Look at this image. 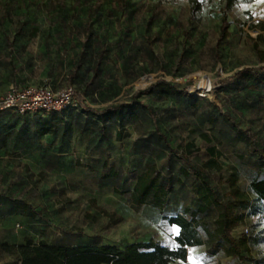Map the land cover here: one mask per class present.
<instances>
[{"label":"rangeland","instance_id":"rangeland-1","mask_svg":"<svg viewBox=\"0 0 264 264\" xmlns=\"http://www.w3.org/2000/svg\"><path fill=\"white\" fill-rule=\"evenodd\" d=\"M224 7L223 0H204L203 9L193 17L189 0H0V97L17 87L76 89L77 81L71 84L68 76L77 69L89 13L95 18L92 48L106 46L108 57L96 77L91 66L84 64L78 81L84 84L83 77L93 78L89 91L99 105H106L107 98H125L159 79L176 82L200 97L197 108L188 98L147 97L152 112H141L140 120L125 129L112 128L109 140L101 141L94 130H76L71 144L64 138L59 150L27 155L0 149V195L4 191L26 199L33 195L28 200L47 219L9 212L8 200L0 197V241L22 243L31 237L35 242L46 239L57 244L125 245L157 238L166 253L152 264H237L223 254L207 255L205 246L189 247L184 258L174 237L178 228L164 220L165 211L150 206L135 210L130 203V192L149 159L158 161L165 176L180 175L182 162L165 150L158 129L174 147L186 149L193 142V164L209 156L202 133L210 135L223 152L222 172L212 173L222 193L229 184L220 176H228L233 165L239 168L245 189L256 176L247 144L235 140L232 124L223 113L215 123L209 121L218 109L199 88L206 74H229L260 64L256 45L264 50V0L235 6L228 13L231 35L217 47ZM147 37L154 39L153 45ZM246 95L252 96L256 106L239 99ZM92 97L86 98L90 105H94ZM219 98L232 119L264 130V85L224 90ZM111 165L116 174L107 176ZM182 179L184 184L177 191L186 198L184 207L194 204L195 198L192 177ZM217 214L213 208L207 217L213 221ZM247 227L249 234L254 233ZM252 254L263 256L264 243L252 247ZM0 264L20 263L0 248Z\"/></svg>","mask_w":264,"mask_h":264},{"label":"trees","instance_id":"trees-1","mask_svg":"<svg viewBox=\"0 0 264 264\" xmlns=\"http://www.w3.org/2000/svg\"><path fill=\"white\" fill-rule=\"evenodd\" d=\"M191 16H195L203 9L204 0H189ZM250 0H223L224 17L217 47L226 42L230 35L231 22L228 13L241 2ZM95 18L93 13L88 14L85 24V40L82 42L77 57L76 70L69 76L71 84H78L74 89L79 103V110L72 107L61 112L50 113V118L39 119L36 131L45 134L57 131L59 123L65 121L64 114L76 118V124L83 131L94 130L96 137L101 141L109 140L111 129L128 125L140 120V113L150 114L152 106L145 101L147 97L157 99H183L188 98L191 106H199L200 97L183 88L180 84L167 79H159L148 88L128 93L125 98H118L106 105L92 97L89 87L93 84V78L83 77L84 84L79 83V69L84 64L91 66L94 77L99 75L102 63L108 57L106 46L98 49L92 48L94 38ZM149 44L153 45L154 39L147 37ZM260 57V64L248 67L240 82L232 87V90L241 91L246 88L258 89L264 85V50L256 45ZM82 80V81H83ZM74 88V87H73ZM87 96L92 97L94 105L87 102ZM115 97L107 98V102ZM246 105L256 106L251 95L241 96ZM224 106V105H223ZM8 112L20 115L11 110H0V148L7 145L13 133L7 132L12 125L11 119H6ZM59 113H64L62 116ZM220 113H223L235 131V140L247 144V151L255 160V168L258 176L251 181L249 189L243 188L240 183L241 173L237 166L233 165L228 176L222 174L221 180L229 184V190L222 193L213 180V172H222L223 163L220 157L223 152L213 143V138L207 133L202 137L207 141L209 156L202 162L193 164L191 161L190 142L186 149L174 147L170 138L160 129L156 134L165 150L177 156L181 162L180 175L170 174L165 176L158 161L149 159L145 169L138 174L136 184L130 192V203L135 210H140L144 205L164 209L168 206L171 195L177 186L184 184V179L192 177V190L196 195L197 209L186 207L181 213L171 216H163L170 225L180 227L176 237L177 243L182 248L184 258L188 255L189 247L205 246L207 255L233 258L237 264H264V255L255 257L252 247H258L264 243V136L261 128L252 125L245 127L240 120H234L227 111L216 110L209 116V121L215 123ZM22 116V115H21ZM61 116V118H60ZM40 123V124H39ZM72 128V126H70ZM68 128L66 132L71 129ZM118 137H121L119 133ZM80 164V163H79ZM105 166L109 161L105 160ZM111 171L107 176L116 174L115 166H110ZM0 197L8 200L9 212L24 213L32 219L47 220L45 213L36 205L26 199L15 196L14 193L4 191ZM213 208L218 209L216 218L211 221L207 215ZM252 221L250 222V220ZM251 226L254 233L249 234L246 229ZM245 228V230H242ZM0 248L10 252L20 264H152L161 258L166 252V246L157 238L144 241L127 242L125 245L118 244H57L42 239L35 242L31 237H26L22 243H8L0 241Z\"/></svg>","mask_w":264,"mask_h":264},{"label":"crops","instance_id":"crops-1","mask_svg":"<svg viewBox=\"0 0 264 264\" xmlns=\"http://www.w3.org/2000/svg\"><path fill=\"white\" fill-rule=\"evenodd\" d=\"M110 102H112V100H109L105 103H110ZM75 109L79 110L78 101L76 102ZM63 114L64 113H59V115L61 116ZM64 115H65L64 117L65 121L58 124V126L56 127L57 131L41 134L36 131L38 121L39 119H41L40 123H43V120L50 118L49 117L50 113L45 112V111H37V112L29 113V114L15 115L13 113L8 112L5 118L11 119L10 123L8 121V124L12 125L13 127L9 128L7 132L13 133V136L9 140L7 145L2 146L0 149H4L7 152L15 151V152L25 153L29 155L30 153H36V152L43 153L47 150L49 151L51 148H53V150L55 148L59 150L62 146L60 144V141L61 140L64 141V138L67 139L66 143L71 144L70 141L72 139L71 135L73 134V132H75L76 130H79V132H83V130H81L79 126L76 124V118L70 117V114H64ZM70 126H72V128H70ZM68 128H70L71 130L66 132ZM257 128H260V126H258ZM262 132L264 136L263 129H262ZM254 171L256 172V176H255L256 178L258 176L257 168H254ZM192 195L195 198L194 204L191 205L190 203H187V205H185L184 207H181L182 204L186 203V198L184 195H178V191L176 189V191L170 197L168 206L165 207L164 209H159V210L165 211V214H163V216H171V215H176L178 213H181L188 206H191L193 209H197L196 195L194 193ZM27 196H28L27 199L20 197V196L19 197L26 199L27 201H29L28 200L29 198L33 197V195H27ZM144 206H149V205H144ZM155 209H158V208H155ZM166 210H167V213H166ZM170 211L173 213H171ZM173 227L178 228V232L174 235V237H175L176 244L179 245L177 243L176 237L180 232V227L177 225H173ZM70 244H76V243H70Z\"/></svg>","mask_w":264,"mask_h":264},{"label":"built area","instance_id":"built-area-1","mask_svg":"<svg viewBox=\"0 0 264 264\" xmlns=\"http://www.w3.org/2000/svg\"><path fill=\"white\" fill-rule=\"evenodd\" d=\"M77 95L74 88L17 87L0 97V110H11L19 114L37 111L61 112L76 106ZM249 231V228L246 229Z\"/></svg>","mask_w":264,"mask_h":264},{"label":"water","instance_id":"water-1","mask_svg":"<svg viewBox=\"0 0 264 264\" xmlns=\"http://www.w3.org/2000/svg\"><path fill=\"white\" fill-rule=\"evenodd\" d=\"M247 68L237 69L232 73L224 74L217 72L215 74H206L204 76V87L200 86L201 95L208 97L210 103L219 111H224V106L220 101L219 95L224 90L231 89L242 79Z\"/></svg>","mask_w":264,"mask_h":264},{"label":"bare ground","instance_id":"bare-ground-1","mask_svg":"<svg viewBox=\"0 0 264 264\" xmlns=\"http://www.w3.org/2000/svg\"><path fill=\"white\" fill-rule=\"evenodd\" d=\"M200 86L203 88L204 87V79L201 81Z\"/></svg>","mask_w":264,"mask_h":264}]
</instances>
